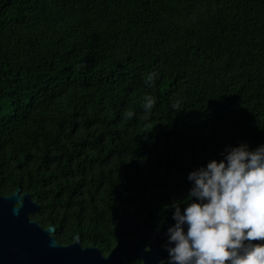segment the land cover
<instances>
[{"label": "trees", "instance_id": "1", "mask_svg": "<svg viewBox=\"0 0 264 264\" xmlns=\"http://www.w3.org/2000/svg\"><path fill=\"white\" fill-rule=\"evenodd\" d=\"M62 245L233 231L264 254V0H0V195Z\"/></svg>", "mask_w": 264, "mask_h": 264}, {"label": "water", "instance_id": "2", "mask_svg": "<svg viewBox=\"0 0 264 264\" xmlns=\"http://www.w3.org/2000/svg\"><path fill=\"white\" fill-rule=\"evenodd\" d=\"M38 209V203L29 194H21L19 188L10 195H0V264H165L168 252L170 264H264V254L261 263L250 261L243 246L230 239L233 231L218 230L184 241H168L160 247L161 231L151 229L148 220L138 222L133 217L123 218V227L135 236L147 237L148 248L120 240L103 255L96 247H83L78 235L66 245L57 242L53 226L42 228L30 219ZM197 255L208 261L190 263Z\"/></svg>", "mask_w": 264, "mask_h": 264}, {"label": "flooded vegetation", "instance_id": "3", "mask_svg": "<svg viewBox=\"0 0 264 264\" xmlns=\"http://www.w3.org/2000/svg\"><path fill=\"white\" fill-rule=\"evenodd\" d=\"M138 222H141V221H138ZM150 227V225H149ZM151 229H155V228H152L150 227ZM158 229V228H157ZM127 231V230H126ZM128 232V231H127ZM129 233V232H128ZM131 234V233H130ZM133 235V234H132ZM201 236H204V235H201ZM201 236H195L196 238L197 237H201ZM136 237L135 239H133L131 242H127L125 241L124 239H122L123 241H125V243L127 245H133L134 243H141L145 248H148V245H149V239L147 237H138V236H135ZM195 237H191V238H183V239H175V238H172V237H166L162 232L158 238V245L160 247H162L163 245H165L168 241H184L185 239H193ZM122 259L123 260H126L128 262H136V260H133V259H130V258H126L125 256H122ZM208 261V258L207 257H202V256H194L189 262L192 263V262H202V263H206ZM139 263H141L140 261H137ZM164 262L165 264H170V253H166L165 257H164Z\"/></svg>", "mask_w": 264, "mask_h": 264}]
</instances>
